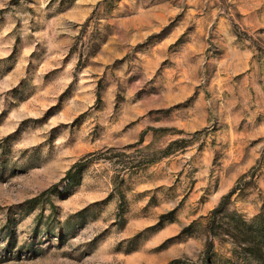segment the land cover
I'll return each mask as SVG.
<instances>
[{"label": "rangeland", "instance_id": "obj_1", "mask_svg": "<svg viewBox=\"0 0 264 264\" xmlns=\"http://www.w3.org/2000/svg\"><path fill=\"white\" fill-rule=\"evenodd\" d=\"M0 264H264V0H0Z\"/></svg>", "mask_w": 264, "mask_h": 264}, {"label": "trees", "instance_id": "obj_2", "mask_svg": "<svg viewBox=\"0 0 264 264\" xmlns=\"http://www.w3.org/2000/svg\"><path fill=\"white\" fill-rule=\"evenodd\" d=\"M232 193L227 194L220 202V204L213 210L212 216L210 218V221L208 223V240H207V246L208 248H211L214 244L213 241V235L215 233V223L218 219V213L223 210L227 202L229 201Z\"/></svg>", "mask_w": 264, "mask_h": 264}]
</instances>
